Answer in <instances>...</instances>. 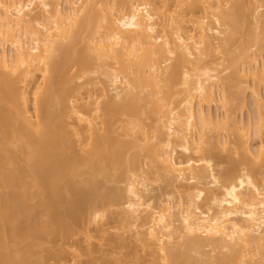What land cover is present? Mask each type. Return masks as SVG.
Instances as JSON below:
<instances>
[{"label": "bare ground", "instance_id": "obj_1", "mask_svg": "<svg viewBox=\"0 0 264 264\" xmlns=\"http://www.w3.org/2000/svg\"><path fill=\"white\" fill-rule=\"evenodd\" d=\"M65 1L68 5L66 11L47 0H0V49L5 51L4 47L7 45L16 52L12 59L7 58L5 52L2 55L0 53V66L7 74L0 80L3 88L1 102L12 104L16 108L14 114L20 117L15 124L11 113L0 116V144L16 139L22 152L27 154L33 171L32 187L42 192V204L49 219V223L41 226L39 231L47 232L54 227L67 237L72 232L69 221L78 223L87 220L97 224L108 217V207L121 199L117 191L104 188L97 180L102 175V169L95 166L96 159L102 163L122 161L120 153L114 148L116 141L110 137L104 125L98 122L100 101L111 94L105 107L106 112L112 116H133L136 113V89L142 84V88L154 91V113L157 115L158 127L150 129L152 133H149L150 130L142 133V130L134 127L129 130L130 133L133 132L131 135L125 133V136L120 134L119 137L134 138V131H139V137L134 138L136 144L143 143L139 147L149 153L153 149L163 178L172 181L186 204L180 202L178 205L180 228L177 230L174 229L172 208H159L148 214L149 206L143 202L147 185L142 184L147 183V179L143 176L145 172L141 171L143 177L140 176V182L138 176L133 175L126 183L127 201L123 210L118 213L124 228L134 229L144 248L152 249L164 264L174 260L177 254H182L179 247H188L186 249L189 250L207 247L209 253L206 264H213L215 254L223 252L231 255L234 260L231 262L229 259H220L217 264H264V191L257 188L249 172L240 169L239 163H232L226 173L215 177L212 163L215 155L211 156L213 161L210 160V155H203L204 147L208 144L205 132L213 126V122L204 112H199L196 117L193 110L196 100L213 102L215 89L220 91L225 104L226 90L232 88L233 82H226L224 78L228 69H199L208 58L216 56V52L224 51L233 37L232 32L235 33V10L230 7L231 0H185L186 4L169 3L170 0H123L121 7L104 0ZM259 12L258 10L256 15L254 11V36L264 42V20ZM44 19L49 22L50 27L43 24ZM34 25L41 30L35 29ZM91 25L94 28L92 37L75 54L73 48L78 33ZM27 37L31 39V44L24 42ZM248 44L252 45L250 42ZM248 44H243L245 48L242 49L241 46V51L247 49ZM254 45L248 47L247 51L257 46ZM57 52L61 54L59 61L55 60ZM86 58H92L100 64V73L109 80L110 90L108 88L109 91L105 90L100 95L90 91L84 98L76 99L74 91L69 88L71 77L68 71L73 68L72 63L79 67ZM251 62L246 74L237 71L232 77L240 86L238 89L242 96L248 89L249 80L255 86L264 83V61L261 64L257 63V59L253 64ZM222 65L218 63L217 66ZM193 71L202 73L197 75L196 81L192 80ZM38 75L42 79L40 83L35 80ZM33 82L36 83L29 87ZM83 83L84 86L86 83ZM83 86L79 85L80 89ZM164 86L169 89L163 91ZM174 87H180L185 97L177 107L169 108L173 105L169 101V93ZM58 89L60 90L57 91ZM260 100L259 110L264 112V100ZM30 101L32 112L27 109ZM80 102H84L82 106ZM143 103H146L143 106L147 108L150 99H145ZM55 107L58 108L57 111L53 110ZM152 111L150 110L151 113ZM56 116L71 117L74 122L58 130L51 122ZM259 117L261 119L258 121L262 126L259 124L257 132L262 134L264 115ZM197 121L201 132L198 131L196 139L193 133H197ZM225 125L229 127V121ZM62 132L65 135L72 134L83 153L81 157L65 153L59 143ZM236 134L238 138L234 147H240L249 155L251 151L246 148L244 135L239 132ZM263 142L262 140V144L252 155L250 153L249 159L253 156L251 158L254 161L264 162ZM215 147L220 148L216 144ZM5 148V154H12L11 157L15 158ZM235 150L237 149L234 148L233 151ZM178 151L186 155L183 161L176 160ZM233 153L236 154V151L230 154L234 155ZM2 156L0 153V161L5 160ZM134 165V161L129 163L131 168ZM15 167V171H9L11 174H0V184L7 183L9 187L7 184L3 185L7 189L11 188L14 183L12 181L18 174L23 179L22 167ZM72 169L76 172L85 170L88 179L82 185L78 184L73 178ZM12 173L16 175L13 177ZM20 176H17L18 179ZM206 179H211L212 182L210 187L208 183L209 189L223 190L220 198L202 186ZM65 182L70 187L68 196L62 192ZM22 186V189H17L20 190V197L32 196V193L24 194V190L30 185ZM12 188L10 190L14 193L9 191V195L5 197L11 203L13 198L18 199V193L13 186ZM61 200L69 206L61 207ZM203 200L209 204L206 212L198 207V203ZM0 202L3 205V201ZM213 207L220 211L213 212ZM2 209L1 224V218L5 215ZM8 217L9 215L5 216L4 220ZM3 224L0 226V236ZM2 245L0 241V246ZM175 249L179 251L176 252ZM8 261L10 259L4 256L0 264H8ZM200 262L199 264H204ZM59 264L69 263L61 260Z\"/></svg>", "mask_w": 264, "mask_h": 264}, {"label": "rangeland", "instance_id": "obj_2", "mask_svg": "<svg viewBox=\"0 0 264 264\" xmlns=\"http://www.w3.org/2000/svg\"><path fill=\"white\" fill-rule=\"evenodd\" d=\"M4 1L8 2L10 0ZM26 1L27 0H23V2ZM47 1L58 4L62 11H66L68 9V5L65 0ZM104 1L111 3V5L114 4L118 5V7H121L123 0ZM151 1L158 2L160 0ZM174 2H180L183 4L187 3L185 0L169 1V3ZM230 3V7L233 9V11L235 10V22L233 25V29L235 28V33L232 32L233 37L229 41V45L225 46V50L216 52V56L208 58L206 63L199 66V69L201 70L205 67L212 69L220 68L219 70L228 69L224 73V78L226 79V82L230 80L233 82L232 88L226 90V105L223 103L222 94L220 91L215 89L213 102L206 103L196 100L193 103V110L196 114V117L199 112H204L206 115L210 116L213 122V126H211V128L205 132V141H207L208 144H206L204 147L203 155L205 154L206 157H209L210 155V160H212L211 156L214 155L220 157L218 158L216 156L218 158L217 159L214 156L213 159L215 160H212L213 162L211 161L214 165L213 170L215 177H218L219 174L226 173V171L231 168L230 166L232 163H239L240 169L249 172L250 175H252V180L257 188H259L261 191H264V162L260 163L258 161H254L252 159L254 158L253 156H251L252 158L250 157L251 160L249 159L250 153L252 155V153H254L253 151H256L259 145L262 144V140L264 141V125L262 128V134H260L261 132L258 133V126L261 125L259 122L260 120L258 121V119H261V117H259L260 115L262 117L264 115V112H260L259 110V100H264V83L263 85L260 84V86H255L253 81L249 80L247 83L248 89L242 96L239 94L240 90L238 87L240 86L237 85V81L232 79L233 75L237 71L241 73L248 71V64L251 61L254 62L255 59H257V63L259 64L264 61V42L257 40L258 37L255 39V20L253 19L255 18L253 16H256V12L259 10V14L264 20V0H231ZM257 8L259 9L256 10ZM43 24L47 27H50L49 22L45 21V19L43 20ZM92 25L94 26V23ZM92 25L90 28L82 30L78 33V39L76 45L73 48V52L75 54H78L87 45L89 38L92 37L94 30ZM35 29H38L39 31L41 30V28L37 26H35ZM247 41L252 45H249ZM24 42L31 44V39L27 37L24 39ZM243 44H248L249 46L246 45L248 47H251L254 44L257 46L255 48L252 47V49L248 51L247 49L249 48L246 47L247 49L241 51V46H243ZM244 48L245 46L242 47V49ZM4 50L5 51H1L0 49L1 55L5 52V54L8 56L7 58L12 59L15 57L16 52L10 46L6 45ZM217 58H221L223 61L221 59L217 60ZM60 59L61 54L60 52H57L55 54V60L59 61ZM253 62H251V64H253ZM81 63L82 65L79 67L72 63L71 66H73V68H70L68 71V75L71 77L69 88L74 91L75 98L82 99L84 96H86V93H90V91L95 92L96 94H101L103 91L105 92V90H108L110 83L108 82L109 80L103 77L101 74L102 72L100 73V64L96 60L94 61L92 58H86ZM218 63L219 65L223 64V67H218ZM2 69L0 66V80L5 74ZM6 75L7 74H5L4 77H6ZM145 75L148 74L145 73ZM197 75H202L201 71L200 73L198 71H193L192 80H195ZM35 80H38L36 82L40 83L42 79L38 75ZM35 83L33 82V84L29 87H33ZM1 85L2 84H0V116L11 113V118H13V121L16 124L19 122L20 117L14 114L16 108L11 106L12 104L9 105L6 102H1L3 98V88H1ZM79 85L83 86V88L80 89ZM193 85L190 86L193 87ZM139 86L140 87L136 89L137 100L134 105L136 113L133 116L109 115L108 112H106L105 107L109 103V97L111 94H108L109 97L103 98L100 101L101 111L99 113L100 118L98 119V122L100 125H104V129L109 133L110 137L116 141L114 148L116 149L117 153H120L122 161H117L115 163H102L96 159L94 161L95 166L102 169L103 175H100L97 180H99L104 188L117 191L121 195V199L114 205L108 207V217L104 221H101L97 224L89 223L87 220L78 223L69 221L72 232L67 237L61 235L58 230L54 229V227L50 228L47 232L39 231L41 226L49 223V219L47 216L48 213L42 204V192L35 186V188L32 187L34 184L32 175L33 171L31 169L32 167H30L31 164L28 162L27 154L22 152L21 145L16 139L11 141H3L0 144V153H2L4 156L2 157L5 158L4 161H0V174L6 175L11 170L15 171L16 165H18V167H22L21 169L23 170V179L19 174L17 176H20L21 179L20 177L18 179V177L15 176L17 174L16 172V174L12 173V176H15L12 182H16V185H13L14 183H9V185L12 184L17 193L20 192V190L18 191L17 189H19L22 184H25L23 185L24 187L30 185L31 187L29 186L27 189L24 188V194L27 193L28 195H31L32 193V196H25L23 198H21L20 193H18V199L14 200L13 198V203H11V200L9 199H7L9 202H6V195L8 196V193L11 192L10 189L13 188L11 186L10 189H7L6 186H3L7 183L0 184V201L2 200V203L5 206L2 207L3 205L0 204V209H5H2L3 211L1 210L3 213H5V215L3 214V218H1L5 225L2 223L4 226L2 227V237L0 236V241L3 245L0 246V260L6 256L8 259H10L8 264H59L61 260H65L69 264H164L160 261L161 259L159 260V255L157 256L152 249L149 250L144 248V246L136 237V231L134 229L124 228V223L120 221V216H118V213L120 214V212L123 210L125 202L127 201V195L125 193L127 181L132 178L133 175L138 176L139 181L141 171L145 172V175L143 176L147 179V183L142 182V184L147 185V190L143 195V202L146 206H149V210L147 211L148 214L150 212L157 211L159 208H172V212L174 214V229L177 230L180 228L178 205L180 202L186 204V200L182 199L178 194L174 185L172 184V181L165 180L163 178L160 167L155 161L153 149L152 152L149 153L143 148H140L144 145L143 143H138L139 145L136 144L137 141L135 139L139 137V133L137 134L139 131H134L136 134L134 137L135 139L131 136V138L122 137V139L119 137L120 134L123 136L125 133L126 135L127 133L131 135L133 132L130 133L129 130L134 127H136L137 130H142V133H147L148 130L152 128V130H154L155 126L157 125V115L154 113L156 108V106L154 108V102H156V100L154 101L155 98H153L155 96L154 91L151 88H142V84H139ZM168 89L169 87L166 86L162 88L163 91H167ZM59 90L60 89L57 91ZM181 92L182 90L180 87H174L170 90L169 101H171L173 105H171L169 108L177 107L183 101L185 96ZM162 96L163 95H161V97ZM141 98L143 100H141ZM147 98L150 99V103L149 106L145 108L144 104L146 103L143 102ZM147 102H149V100ZM164 102L165 101L163 100L162 103ZM83 103L84 102H80V105L82 106ZM31 106L32 104L30 101L27 108L30 112L33 111L31 110ZM166 108L168 109V107ZM53 110L57 111L58 108L55 107ZM150 110H153V113H151ZM228 121L229 127H226L225 122ZM51 122L55 127H57L58 130H60L62 127H65L66 124H71L74 121L71 119V117L56 116ZM196 128L198 130L197 133L196 131L193 133V137L197 139L198 131L201 132L198 121L196 122ZM152 130H150L149 133H152ZM237 132L244 135L247 145L246 148L249 149V152L251 151L249 155L248 153L246 154V151L244 152L240 147H234V143L238 138V136H236ZM60 135L61 138L59 143L64 148L66 154H69L73 157H81V155H83L82 151H80V148H78L79 146L76 143V140L73 138V136H71L72 134L65 135V133L62 132ZM119 138L122 140L121 142L119 141ZM217 140L220 142L218 145ZM133 141H136L135 144ZM69 142L71 145H69ZM225 143L227 146H225ZM215 144L220 148H216ZM3 145H5L6 148ZM3 147L13 153L15 158L11 157L12 154H5ZM234 148L237 149L235 150L236 154L233 153L234 155H231L230 153L235 152L233 151ZM185 157L186 155L184 156L180 151H178L176 160L183 161ZM132 161L135 163L133 168L129 167V163ZM71 172L74 174L73 178L78 184L82 185L83 182L88 179V176L85 175V170H77L76 172V170L72 169ZM143 176H141V178ZM210 182L211 179H206L202 182V186L209 189L212 184V182L211 184ZM208 183L210 184L209 187ZM209 190L218 198H220L223 194L222 189L210 188ZM22 191L23 190H21V193ZM62 192L67 196L70 194V187L66 182L62 185ZM247 195H250L249 192H247ZM60 205L61 207L69 206L62 200L60 201ZM198 207L201 211L206 212L209 208V204L206 200H203L198 203ZM8 209H11V211L8 212ZM212 211L219 212L220 209L213 207ZM7 215H9V217L5 218L4 220V217ZM2 224L0 226H2ZM183 248L179 247L178 249H182L180 251L177 249L179 252L182 251V254H177L176 258L174 260L172 259L168 264H199L201 263L200 261L206 264L207 253H209V249L207 247L199 250L191 249L193 251L186 249L188 247ZM174 251H176V249ZM174 255H176V253ZM215 255V259L212 260L213 264H217L220 259H229L231 262L234 260L231 255L225 252L220 255L216 253Z\"/></svg>", "mask_w": 264, "mask_h": 264}]
</instances>
